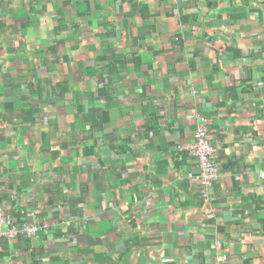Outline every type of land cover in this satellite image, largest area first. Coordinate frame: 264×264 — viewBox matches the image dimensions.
Returning <instances> with one entry per match:
<instances>
[{"label":"crops","instance_id":"1","mask_svg":"<svg viewBox=\"0 0 264 264\" xmlns=\"http://www.w3.org/2000/svg\"><path fill=\"white\" fill-rule=\"evenodd\" d=\"M262 172L264 0H0V264H264Z\"/></svg>","mask_w":264,"mask_h":264},{"label":"built area","instance_id":"2","mask_svg":"<svg viewBox=\"0 0 264 264\" xmlns=\"http://www.w3.org/2000/svg\"><path fill=\"white\" fill-rule=\"evenodd\" d=\"M200 123L194 132V141L186 144H181L178 149L186 152L188 155L197 160V171L190 172L188 176L191 179L199 180L202 195L209 199L211 190L215 182L220 176V162L217 160L219 148L213 146L209 142L208 119L201 117ZM264 177V172L261 173ZM85 220L88 218L85 217ZM48 227L46 222L24 221L20 225L15 224V220L7 214L6 211L0 209V243L3 237L9 239L17 238L19 235H24L27 238L37 237L42 229ZM228 256L223 255L217 258L219 263L227 261Z\"/></svg>","mask_w":264,"mask_h":264}]
</instances>
